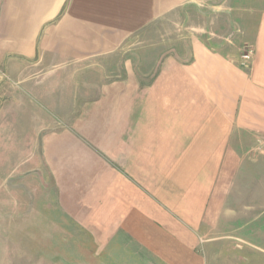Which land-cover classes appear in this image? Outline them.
<instances>
[{
    "label": "crops",
    "instance_id": "obj_1",
    "mask_svg": "<svg viewBox=\"0 0 264 264\" xmlns=\"http://www.w3.org/2000/svg\"><path fill=\"white\" fill-rule=\"evenodd\" d=\"M221 1L0 0V180L63 264H264V0Z\"/></svg>",
    "mask_w": 264,
    "mask_h": 264
},
{
    "label": "rangeland",
    "instance_id": "obj_2",
    "mask_svg": "<svg viewBox=\"0 0 264 264\" xmlns=\"http://www.w3.org/2000/svg\"><path fill=\"white\" fill-rule=\"evenodd\" d=\"M247 2L248 0H223L220 3L221 10L216 12L215 18L224 17L227 21L232 15V7L243 13L248 8ZM249 49V46H245L242 54H247ZM0 130V142L2 140L11 146L10 142H13L16 134L14 128L4 125L0 126ZM13 178L0 180V264H63L65 251H70L69 241L74 239L62 232L65 229L64 223L58 219L54 206L46 204L50 190L42 189L41 192L39 182L27 180L25 183L17 182V185L26 186L27 190L20 189L17 185V189H14ZM23 199L29 205H20V200ZM15 214H29L31 221L25 223L9 220ZM28 231L30 236L25 237Z\"/></svg>",
    "mask_w": 264,
    "mask_h": 264
},
{
    "label": "built area",
    "instance_id": "obj_3",
    "mask_svg": "<svg viewBox=\"0 0 264 264\" xmlns=\"http://www.w3.org/2000/svg\"><path fill=\"white\" fill-rule=\"evenodd\" d=\"M253 51L250 48L247 54H244L242 59H243V66H247L251 57H252Z\"/></svg>",
    "mask_w": 264,
    "mask_h": 264
}]
</instances>
